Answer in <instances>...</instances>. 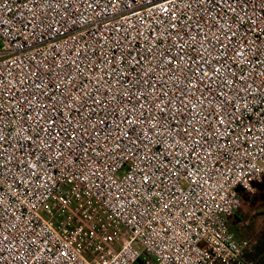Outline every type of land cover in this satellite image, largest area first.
Segmentation results:
<instances>
[{"label": "built area", "instance_id": "obj_1", "mask_svg": "<svg viewBox=\"0 0 264 264\" xmlns=\"http://www.w3.org/2000/svg\"><path fill=\"white\" fill-rule=\"evenodd\" d=\"M0 42V264L242 263L264 0H0Z\"/></svg>", "mask_w": 264, "mask_h": 264}, {"label": "rangeland", "instance_id": "obj_2", "mask_svg": "<svg viewBox=\"0 0 264 264\" xmlns=\"http://www.w3.org/2000/svg\"><path fill=\"white\" fill-rule=\"evenodd\" d=\"M1 48L0 42V50ZM237 214L231 220V227L240 240L250 242L264 226V194L259 191L243 194Z\"/></svg>", "mask_w": 264, "mask_h": 264}, {"label": "trees", "instance_id": "obj_3", "mask_svg": "<svg viewBox=\"0 0 264 264\" xmlns=\"http://www.w3.org/2000/svg\"><path fill=\"white\" fill-rule=\"evenodd\" d=\"M236 216H238L237 213ZM241 264H264V226L251 238L242 256Z\"/></svg>", "mask_w": 264, "mask_h": 264}, {"label": "crops", "instance_id": "obj_4", "mask_svg": "<svg viewBox=\"0 0 264 264\" xmlns=\"http://www.w3.org/2000/svg\"><path fill=\"white\" fill-rule=\"evenodd\" d=\"M257 187V189H258V191L259 192H261V193H263L264 194V189H262V185L261 186H259V185H257L256 186ZM241 193H243V194H245V192L241 189H239V194H240V198L242 197V195H241ZM231 220H232V218H231ZM231 220H230V225H231ZM232 228V227H231ZM238 237V236H237Z\"/></svg>", "mask_w": 264, "mask_h": 264}, {"label": "water", "instance_id": "obj_5", "mask_svg": "<svg viewBox=\"0 0 264 264\" xmlns=\"http://www.w3.org/2000/svg\"><path fill=\"white\" fill-rule=\"evenodd\" d=\"M262 189H264V184H263V186H262ZM241 190V189H240Z\"/></svg>", "mask_w": 264, "mask_h": 264}]
</instances>
